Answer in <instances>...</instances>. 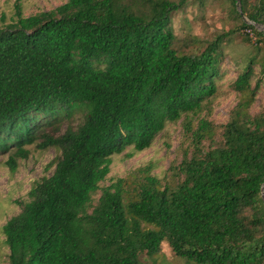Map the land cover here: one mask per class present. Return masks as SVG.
Masks as SVG:
<instances>
[{
    "label": "trees",
    "instance_id": "obj_1",
    "mask_svg": "<svg viewBox=\"0 0 264 264\" xmlns=\"http://www.w3.org/2000/svg\"><path fill=\"white\" fill-rule=\"evenodd\" d=\"M191 1L202 11L209 0H67L28 17L17 5L0 28V154L14 173L30 146L60 152L2 226L8 264H144L163 243L185 264H264L254 58L237 65L238 102L220 133L209 121L231 34L253 30L264 46L254 27L264 31V0H239L240 11L222 0L233 25L209 41L174 33L173 14ZM178 122L189 149L172 182L149 162L103 185L114 155L149 149Z\"/></svg>",
    "mask_w": 264,
    "mask_h": 264
},
{
    "label": "rangeland",
    "instance_id": "obj_2",
    "mask_svg": "<svg viewBox=\"0 0 264 264\" xmlns=\"http://www.w3.org/2000/svg\"><path fill=\"white\" fill-rule=\"evenodd\" d=\"M67 0H0V28L15 21V8L21 6L22 15L28 17L39 12H45L64 4ZM238 10V8H237ZM245 23L252 25L245 16ZM175 35L180 39H193V41H209L216 35L227 33L232 28L231 17L225 9L224 1L209 0L203 10H199L194 1L172 16ZM255 30L264 33L261 27L254 26ZM249 35V42L241 39L243 34ZM257 38L253 30H241L230 36L226 48V59L222 67V78L219 83V94L213 102L212 112L209 116L220 133L221 127L227 123L232 109L238 102V95L232 90L231 83L235 80L240 67L247 59L254 58L257 62L254 67L255 77L252 86L258 84L259 88L256 101L250 113L258 114L264 108V70L259 62L264 60V46L255 47ZM79 114L72 118L62 120L60 131L56 136L63 134L69 127H75L80 122ZM208 146V143H205ZM29 155L25 160L17 161V169L14 173L7 166L8 155L0 154V264H8V248L4 242L2 226L21 211L19 203L28 201V193L32 186L43 178L49 177L55 167L60 152L53 147L45 150L30 146L27 148ZM189 149V141L186 137L181 122L168 124L165 130L156 136L151 147L140 153H132L131 149L120 155H114L111 159L110 173L103 185L111 180L123 178L134 172L137 168L151 162L154 165L152 173L172 182L174 178L171 167L177 165L184 153ZM144 264H185L176 258L166 243L161 245L160 253L152 258H142Z\"/></svg>",
    "mask_w": 264,
    "mask_h": 264
},
{
    "label": "water",
    "instance_id": "obj_3",
    "mask_svg": "<svg viewBox=\"0 0 264 264\" xmlns=\"http://www.w3.org/2000/svg\"><path fill=\"white\" fill-rule=\"evenodd\" d=\"M236 2H237V3H236V4H237V8H238V10L240 11V5H239L240 2H239V0H236ZM240 14H241V12H240Z\"/></svg>",
    "mask_w": 264,
    "mask_h": 264
}]
</instances>
